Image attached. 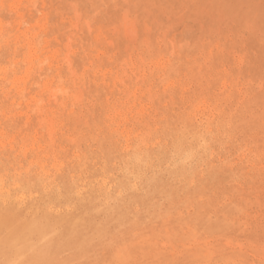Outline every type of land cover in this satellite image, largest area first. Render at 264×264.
<instances>
[{"label": "rangeland", "instance_id": "obj_1", "mask_svg": "<svg viewBox=\"0 0 264 264\" xmlns=\"http://www.w3.org/2000/svg\"><path fill=\"white\" fill-rule=\"evenodd\" d=\"M0 264H264V0H0Z\"/></svg>", "mask_w": 264, "mask_h": 264}, {"label": "bare ground", "instance_id": "obj_2", "mask_svg": "<svg viewBox=\"0 0 264 264\" xmlns=\"http://www.w3.org/2000/svg\"><path fill=\"white\" fill-rule=\"evenodd\" d=\"M16 63V62H15ZM6 67V66H5ZM3 68V67H2ZM13 87V86H12ZM19 87V86H18ZM24 89V88H23ZM79 104V103H78ZM82 106V105H81ZM60 108V107H59ZM84 108V107H83ZM132 108V107H131ZM55 113V112H54ZM49 114V113H48ZM57 114V113H56ZM55 114V115H56ZM27 116V115H26ZM7 118V117H6ZM10 119V118H9ZM69 119V118H68ZM122 119V118H121ZM54 120L56 121V119H55V117H54ZM120 120V119H119ZM113 121V120H112ZM50 122H52V121H50ZM51 124V123H50ZM52 125V124H51ZM55 125V124H54ZM34 127V126H33ZM53 128V127H52ZM67 128V127H66ZM86 130V129H85ZM50 131H51V129H50ZM62 133V132H61ZM26 136V135H25ZM33 141V140H32ZM39 141V140H38ZM54 143V142H53ZM32 147H34V146H32ZM32 152V151H31ZM48 178V177H47ZM52 188V187H51ZM74 192H75V190H74ZM26 195V194H25ZM24 198V197H23ZM39 214V213H38Z\"/></svg>", "mask_w": 264, "mask_h": 264}]
</instances>
